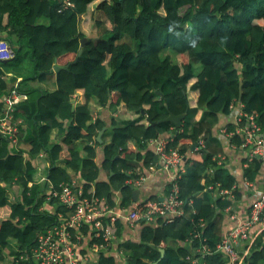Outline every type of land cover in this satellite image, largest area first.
I'll return each mask as SVG.
<instances>
[{
    "label": "trees",
    "instance_id": "trees-1",
    "mask_svg": "<svg viewBox=\"0 0 264 264\" xmlns=\"http://www.w3.org/2000/svg\"><path fill=\"white\" fill-rule=\"evenodd\" d=\"M86 16L93 23L91 36L81 29ZM0 39L13 48L14 59V45L26 46L32 62V74L10 79L13 84L21 78L17 90L27 98L16 106L25 117L18 147L11 149L0 134V264H36L28 256L37 234L71 212L56 199L47 202L53 213L41 210L46 204V183L37 184L41 179L60 191L79 175L83 197L103 200L109 210L129 209L133 195L125 181L136 175L128 173L138 164L157 166L146 142L165 135L185 158V172L176 181L184 215L153 225L138 221L139 241H123L118 250L126 264H185L184 257L203 242L214 250L230 201L210 188L219 185L216 191H231L235 198L238 192L234 178L216 164L219 148L211 130L232 104L258 113L264 130V0H0ZM82 39L87 42L77 56ZM8 62L0 61V76ZM55 62L68 70L52 73ZM52 78L51 92L30 85ZM7 89L0 78V100ZM77 93L83 104L72 102ZM92 101L99 108L122 107V116L134 118L112 120L98 143L106 125L94 118ZM170 114L184 115L176 133L163 122ZM226 129L233 133L234 125ZM231 138L241 146L237 135ZM200 140L198 158L187 157ZM94 145L102 148L99 166ZM41 153L43 169L33 164ZM260 167L254 159L244 176L253 180ZM100 170L107 172L106 180L99 179ZM88 230L85 225L81 234ZM255 233L245 264H264V230ZM202 262L226 264L218 253ZM84 264L119 263L100 250Z\"/></svg>",
    "mask_w": 264,
    "mask_h": 264
},
{
    "label": "built area",
    "instance_id": "built-area-1",
    "mask_svg": "<svg viewBox=\"0 0 264 264\" xmlns=\"http://www.w3.org/2000/svg\"><path fill=\"white\" fill-rule=\"evenodd\" d=\"M14 56V51L9 43L0 39V61H9ZM0 78L5 79L6 76L3 75ZM17 89V85H12L0 100V134L8 141L11 149L18 147L19 124L15 109L20 102L26 99V96L21 95ZM258 119V113H247L242 106H239L234 116V131L228 133L229 135L235 134L240 138L241 148L248 152L249 160L264 155V130ZM171 137L169 135L146 142V145L153 150L160 166L169 175L168 190L163 199L137 202L117 217H105L109 209L103 205V200L83 197V188L76 187L74 183L61 185L60 191H52L46 196V204L41 207V210L53 213L54 211L52 212L46 206H49L47 203L49 200L56 199L60 205L70 209L71 212L67 213L66 218L59 214L56 224L37 234L36 245L30 250L29 260L36 264H84L89 259H93L94 254L100 250H104L106 255L111 251V246L117 239L116 221L120 218H123L128 226L134 227L140 220L146 221L148 225H153L156 219L169 222L175 217L183 216V201L179 198L176 181L185 172V158L177 148L169 146ZM203 147L202 141H199L193 150L199 152ZM128 174L133 175L132 172ZM144 181L145 177L136 174V177L126 180L125 185L135 187ZM2 185L0 183V186ZM218 195L221 197L232 196L231 191L227 190H220ZM12 196L10 200L14 201V196ZM102 217L105 221L100 220ZM85 225L89 227L87 237L90 241L95 238L99 242L91 244L89 241V252L83 255L79 245L86 236L81 234V228ZM256 226L259 227L257 234L264 230V189L250 207L246 219L236 222L223 234L213 251L203 242L199 248H195L184 257V263L203 264L202 259L206 255L218 253L223 256L226 264H245V257L248 256L256 236V233L253 234V228ZM246 243L245 250L239 251L240 246ZM118 252L120 251L118 250ZM10 262H12L11 259Z\"/></svg>",
    "mask_w": 264,
    "mask_h": 264
},
{
    "label": "crops",
    "instance_id": "crops-1",
    "mask_svg": "<svg viewBox=\"0 0 264 264\" xmlns=\"http://www.w3.org/2000/svg\"><path fill=\"white\" fill-rule=\"evenodd\" d=\"M4 75L6 76V78L3 80L7 82L8 88L11 87L12 85H17L18 87V84L21 78H16V81L13 84H11L10 79L12 75L10 73H5ZM54 81H55L54 78H52L44 83L31 82L30 85L32 87L42 88L43 90H47L51 92L56 89ZM83 102L84 100H83L81 93H77V95H74V105L83 104ZM238 107L239 106H237L236 104H232L229 108V113L227 115H220L218 123L211 130V136L215 139L217 143V147L219 148V152L216 156V159H217L216 164L219 167H223L225 171L234 178L233 188L235 189V191L238 192L237 198H235L233 194L232 196L227 195V198L230 201V206L228 210H225L223 212L224 219H223V226H222V235L225 234L230 228H232L233 225L236 224V222L246 219V217L249 214L250 207L258 199V197L260 196V193L264 189V155L262 157L256 156L254 158L260 161L261 167L259 169V172L255 175L254 179L249 180L247 177L244 176V170L248 167L249 163L252 162L254 159L249 160L248 152L245 149L241 148V146H237V144L232 142L231 135L228 134V131L226 129L228 125H234V116L236 114V110ZM90 108H91L94 118H100L105 122L106 129L110 125L112 120L120 123L123 120H129V119L134 118L132 114L131 116L129 114H124V116H122V113H123L122 107H119L114 111L113 109L114 106L112 104L104 108H99L95 105V102L92 101L90 102ZM15 114H16V119L19 124V129H20L21 127H24L25 117L23 114L19 112L17 113L15 112ZM198 118H199V115L197 116V119ZM166 136L167 135L162 136V138H165ZM17 139L19 141V136ZM202 143L204 145L203 141ZM81 145L82 144H79L78 147L81 148ZM20 148L23 149L24 151L28 150V147L24 145H21ZM94 148L96 149V153H97V157L95 161H96V164L99 166L101 163V160L103 159L102 148L101 146H97V145H94ZM191 151L192 149L190 150V152L187 153V157L197 159L199 154H196L195 151H192V152ZM24 157L28 159V156L26 153L24 154ZM45 159H46V155L44 153H41L40 157L33 161V164L35 165V167H38L39 169H43L47 165ZM132 174L134 175L138 174L139 176L145 177V181L141 185L133 187L134 190L137 191L138 196H137L136 202L132 201V205L137 202L142 203L148 200L158 201L165 197L166 187L168 186L167 184L169 181V175L167 171H165L160 166V163L158 162V160H157V166L151 167L149 169H146L142 167L140 164H138L137 169ZM99 179H102V180L107 179V172L105 170H100ZM44 183H46L44 195L47 196L52 192L51 184L49 182H46L45 179H41L37 184H44ZM72 183H74L76 187L83 188L82 187L83 182L81 181L79 175H76V177H74V180L72 181ZM218 187L219 185L214 186V187L212 186L210 189H212V191L215 190V194H216L217 192L220 191V190L216 191ZM117 199L118 198L116 197V201ZM14 201H15V198H14ZM46 208L51 209L52 212L54 211L53 207L51 206H46ZM124 210L126 209H121V208L116 207L113 210H109L106 213L105 217H108V216L117 217ZM100 220L105 221L104 217L100 218ZM117 224H121V228H120V231H118V226H117V239H116V242L112 244L111 251H109L107 256L108 255L114 256L117 263L126 264L125 256L123 255L122 252L120 253L117 250L118 244L126 240H132V241L138 242L139 237H140L141 228L140 226H137V225H135L134 227L128 226L123 218L118 219L116 221V225ZM257 230H259V227L257 226L254 227L253 234L257 232ZM89 241L90 239L87 236H85L79 245V249L83 255H85L86 252H89L88 251ZM180 244L181 246H188V243H180ZM246 245L247 243L244 244L243 246H240L238 250L239 251L245 250ZM164 255H165V252H164ZM160 257H161V254H160Z\"/></svg>",
    "mask_w": 264,
    "mask_h": 264
},
{
    "label": "rangeland",
    "instance_id": "rangeland-1",
    "mask_svg": "<svg viewBox=\"0 0 264 264\" xmlns=\"http://www.w3.org/2000/svg\"><path fill=\"white\" fill-rule=\"evenodd\" d=\"M81 29L84 31V33L88 36L93 35L94 28L93 23L90 20L89 16H86L84 20H81ZM16 50V57L17 59L11 60L8 62L4 69L6 72H9L12 76L16 77L20 74L28 76L32 74V62L30 61V52L29 49L26 46H23L20 50H18V46L14 45ZM167 54L172 57V59L175 61L176 57L171 52H167ZM13 195V194H12ZM13 197V196H12Z\"/></svg>",
    "mask_w": 264,
    "mask_h": 264
},
{
    "label": "water",
    "instance_id": "water-1",
    "mask_svg": "<svg viewBox=\"0 0 264 264\" xmlns=\"http://www.w3.org/2000/svg\"><path fill=\"white\" fill-rule=\"evenodd\" d=\"M86 42H87V39H82V41H81V48L78 50L77 56H80L82 54V51H83L82 50V47L85 45ZM4 62H8V60H6ZM66 70H68V65L61 66V65H58L55 62L54 65H53V67H52V71L51 72L54 73V74H56L59 71H66ZM239 86H240L239 87V89H240L241 88V81L239 82ZM72 102L74 103V100ZM238 102H241L240 95H239V98H238ZM183 118H184V115L174 116V115L170 114L166 119L163 120V122L171 123L173 125V127L175 129V133H176L180 129V127H181L182 119ZM105 130H106L105 127L102 128V130L98 133V135L96 137V140L98 142H100V143H101V136H102V134L104 133ZM130 188L132 190L133 201L136 202L138 193H137V191L134 190V188L132 186ZM187 200H186V202H187ZM160 254H161L160 259H162L163 256H164V250H160Z\"/></svg>",
    "mask_w": 264,
    "mask_h": 264
}]
</instances>
